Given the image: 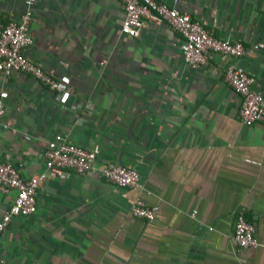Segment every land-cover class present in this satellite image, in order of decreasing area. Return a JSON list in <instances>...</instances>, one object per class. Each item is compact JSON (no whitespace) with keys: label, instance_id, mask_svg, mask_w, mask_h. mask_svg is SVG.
Instances as JSON below:
<instances>
[{"label":"crops","instance_id":"obj_1","mask_svg":"<svg viewBox=\"0 0 264 264\" xmlns=\"http://www.w3.org/2000/svg\"><path fill=\"white\" fill-rule=\"evenodd\" d=\"M159 1L247 52H212L206 64H190L183 36L159 17L136 36L124 34L121 0L34 3L25 54L68 91L0 71L9 93L0 162L25 179L47 174L36 212L13 217L0 233L2 264H264V121L240 120L241 95L224 77L229 65L241 66L264 93V0ZM27 7L28 0H0V25ZM57 134L99 146L95 166L137 169L141 185L50 172L45 151ZM15 195L0 193V218ZM139 198L159 206L155 220L132 213ZM239 212L255 225L257 246L234 240Z\"/></svg>","mask_w":264,"mask_h":264},{"label":"built area","instance_id":"obj_2","mask_svg":"<svg viewBox=\"0 0 264 264\" xmlns=\"http://www.w3.org/2000/svg\"><path fill=\"white\" fill-rule=\"evenodd\" d=\"M36 1L28 0V7L19 19L7 25H0V71L5 76H10L14 71L31 75L52 90L65 94L68 91L67 84L25 54L26 47L34 41L30 34V25L33 19V5ZM121 2L125 10L121 27L124 34L136 36L147 19L159 17L183 36V57L190 64H206L208 55L212 52L235 58L247 52V47L242 41L218 38L201 20L165 2L159 0H121ZM224 77L241 95L238 111L240 120L247 125L264 121V93L253 88L255 78L235 64L226 67ZM8 96L7 90L0 89V123L6 115L5 101ZM99 152V146L87 149L73 144L62 134H57L45 151L46 168L57 176H65L71 171L79 174L96 172L120 187L141 185V174L135 168L115 161L100 167L95 166ZM46 177V172H43L25 179L11 161L0 162V193L16 192L13 204L1 215L0 233L9 227L13 217L28 216L36 212L37 195ZM158 210V205H148L141 198L132 206V213L147 221L155 220ZM233 238L239 248L259 244L255 235V225L243 212L237 214Z\"/></svg>","mask_w":264,"mask_h":264}]
</instances>
